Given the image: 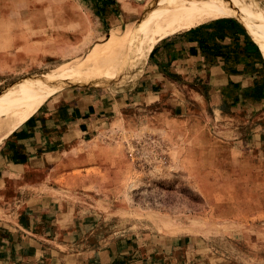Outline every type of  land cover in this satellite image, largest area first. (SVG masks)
<instances>
[{
	"label": "rangeland",
	"instance_id": "374dc122",
	"mask_svg": "<svg viewBox=\"0 0 264 264\" xmlns=\"http://www.w3.org/2000/svg\"><path fill=\"white\" fill-rule=\"evenodd\" d=\"M217 8L264 11V0H0V104L18 100L75 61L96 63L67 84H55L56 91L94 84L122 97L71 160L81 169L71 188L77 206L95 211L117 235L182 234L234 264H264V166L258 165L264 163V110L247 106L237 90L229 107L211 101L210 87L138 95L141 68L118 78L106 73L120 71L125 57L147 55L162 38L215 21L183 30L192 12ZM173 14H179L177 26L145 28L126 48L100 44L108 31ZM214 18H233L228 20L264 59V22ZM38 110L0 127V144Z\"/></svg>",
	"mask_w": 264,
	"mask_h": 264
},
{
	"label": "crops",
	"instance_id": "0c3cea01",
	"mask_svg": "<svg viewBox=\"0 0 264 264\" xmlns=\"http://www.w3.org/2000/svg\"><path fill=\"white\" fill-rule=\"evenodd\" d=\"M228 19H209L215 21L162 38L151 54L125 57L120 71L106 73L118 78L141 70L138 95L144 89L172 94L210 87L211 101L229 107L237 90L247 106L264 110V59ZM133 36L114 38L103 47L126 48ZM94 66L91 62L87 69ZM87 85L55 91L0 144V264H234L182 234L117 235L95 211L77 206L71 188L81 169L71 160L101 116L122 101L102 86Z\"/></svg>",
	"mask_w": 264,
	"mask_h": 264
},
{
	"label": "bare ground",
	"instance_id": "6f19581e",
	"mask_svg": "<svg viewBox=\"0 0 264 264\" xmlns=\"http://www.w3.org/2000/svg\"><path fill=\"white\" fill-rule=\"evenodd\" d=\"M176 15L177 17L179 16V14L165 15V16L164 15H154V16L149 17L148 19H143L137 22H132L128 26H124V28L122 29H116V30H112L106 33L103 36V38L100 40V44L104 46L107 42H109L110 40L114 38H118L123 35L136 34L145 28L158 25L161 23H165V22H167L168 25H172V24L174 25L176 23V26H177L176 20L178 19L176 18ZM219 16L238 17V18L248 19V20L257 21V22H264V11H260V10H251V9H244V8H224V9L217 8V9L203 10V11L196 10L192 12L191 15L187 18L185 24L182 23L184 24L183 30L191 26H194L198 23H202L206 20L212 19L214 17H219ZM95 45L97 46V44ZM89 55L91 56V53ZM88 66H89V62L75 61L72 64L68 65L67 67L59 68L56 71H54L50 76L44 79L40 84L35 86L32 89V91H30V93L26 95H22L18 100L9 102V103L0 104V127L5 128V127L14 125L17 122L28 118L30 115H32L36 110H38L42 106L44 101L49 96H51L56 91L57 84L58 85L65 84V83L67 84V82H70L74 78H76Z\"/></svg>",
	"mask_w": 264,
	"mask_h": 264
},
{
	"label": "trees",
	"instance_id": "16d2710c",
	"mask_svg": "<svg viewBox=\"0 0 264 264\" xmlns=\"http://www.w3.org/2000/svg\"><path fill=\"white\" fill-rule=\"evenodd\" d=\"M152 53V51L150 52V54Z\"/></svg>",
	"mask_w": 264,
	"mask_h": 264
}]
</instances>
